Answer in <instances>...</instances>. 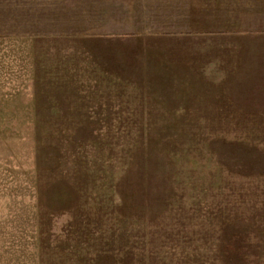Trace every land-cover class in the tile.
Here are the masks:
<instances>
[{
	"label": "rangeland",
	"instance_id": "rangeland-1",
	"mask_svg": "<svg viewBox=\"0 0 264 264\" xmlns=\"http://www.w3.org/2000/svg\"><path fill=\"white\" fill-rule=\"evenodd\" d=\"M18 6L0 0V264H264V47L241 78L166 84L120 42L19 37Z\"/></svg>",
	"mask_w": 264,
	"mask_h": 264
},
{
	"label": "crops",
	"instance_id": "crops-1",
	"mask_svg": "<svg viewBox=\"0 0 264 264\" xmlns=\"http://www.w3.org/2000/svg\"><path fill=\"white\" fill-rule=\"evenodd\" d=\"M18 7L19 37L120 42L166 84H179L176 70L202 86L241 78L250 69L245 46L264 47V0H19Z\"/></svg>",
	"mask_w": 264,
	"mask_h": 264
}]
</instances>
